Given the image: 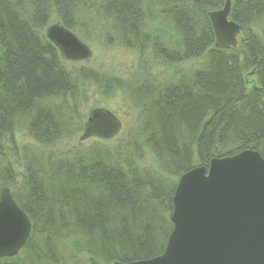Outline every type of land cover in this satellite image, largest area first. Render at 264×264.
Returning <instances> with one entry per match:
<instances>
[{"label":"trees","instance_id":"trees-1","mask_svg":"<svg viewBox=\"0 0 264 264\" xmlns=\"http://www.w3.org/2000/svg\"><path fill=\"white\" fill-rule=\"evenodd\" d=\"M224 4L106 0L97 6L98 17L112 19L123 42L150 43L163 64L204 59L192 75L148 89L139 98L148 151L177 180L194 166H208L213 157L246 148L264 156V0H232L230 18L242 32L238 45L230 48L215 46L208 17L209 10ZM53 10L62 21L58 23L69 29L80 24L78 0H0V157L6 140L7 148L17 152L18 129H26L41 144L73 133L61 118L62 105L58 110L53 104L78 86L61 49L47 34ZM152 15L158 25L155 35L142 29ZM88 124L84 127L89 131ZM140 137L127 145V161L122 151L101 143L53 161L27 153L20 174L11 162L0 160V193L5 185L13 188L32 221L24 247L14 256L0 257V264H64L63 243L70 260L83 253L90 264L163 253L173 229L177 180L134 164L130 148ZM142 154L138 151L139 158ZM78 257L76 263L83 264Z\"/></svg>","mask_w":264,"mask_h":264},{"label":"water","instance_id":"water-1","mask_svg":"<svg viewBox=\"0 0 264 264\" xmlns=\"http://www.w3.org/2000/svg\"><path fill=\"white\" fill-rule=\"evenodd\" d=\"M232 0L209 10L215 46L236 47L241 26L230 18ZM50 39L70 57L88 56L79 37L61 24L47 30ZM88 121L113 134L119 119L103 108L91 110ZM107 126V125H106ZM92 129V128H91ZM173 229L163 253L113 264H264V156L254 148L213 157L179 177L173 197ZM32 221L11 188L0 193V257L16 255L28 241Z\"/></svg>","mask_w":264,"mask_h":264},{"label":"rangeland","instance_id":"rangeland-1","mask_svg":"<svg viewBox=\"0 0 264 264\" xmlns=\"http://www.w3.org/2000/svg\"><path fill=\"white\" fill-rule=\"evenodd\" d=\"M78 1L80 8L82 7L78 13L80 24L70 30L86 45L89 51L88 56L70 57L59 50L62 60L72 71L78 86L75 92L66 99L55 98L53 100L54 107L57 106L58 110H61L60 106L62 105L61 118L63 121L66 120L65 127L68 126L73 133L67 137L63 135L64 137L62 136L54 143L41 144L35 141L26 129H18L16 133L17 152L13 148H7L10 147V144L6 140L4 144L6 148L0 160L11 162L14 172L20 174V170L23 171L26 165L25 156L27 153L34 157L50 158L53 161L71 152L86 150L96 143H101L115 151H122V155L125 154L127 161L129 153L126 151L127 145L134 141L133 137L136 139V136L141 135L137 140L136 147L130 148V152L135 153L133 155V158L135 157L134 164L163 173L173 181L177 180L176 176L163 172L155 156L148 151L149 148L146 146V139L143 136L146 134L143 126L145 119L143 102L139 98L148 89H162L173 80L187 78L204 59L199 58L179 64H163V60L157 55L153 45L148 42L144 46L135 41L123 42L113 20L105 18L103 20L98 17L100 6L106 0ZM99 4L100 6L97 7ZM89 9L90 11H86ZM146 17L145 21L148 20ZM168 17L169 15H165L164 21L168 22ZM58 22L62 23L53 10L47 26ZM148 25L142 24V29L151 30V33L155 35L158 25L154 21L153 15L148 21ZM151 25H154L153 29H151ZM168 31L166 30L167 33ZM169 35L171 36V34ZM247 77V84L250 87L254 81V71L250 72ZM64 100L66 101L62 103ZM96 108L110 111L119 119L120 127L113 134H103V132L91 129L92 127L89 131L85 129L84 124L87 123L91 110ZM69 109L77 110V113L70 114ZM140 150L143 152L142 158L138 156ZM125 160L124 163H126ZM62 247L67 249V253L63 257L65 258L64 264H79L76 263L78 256L81 261L87 257L86 254L80 253L76 259L70 260L68 258L69 248L66 243H63ZM83 264H90V261L85 260Z\"/></svg>","mask_w":264,"mask_h":264},{"label":"flooded vegetation","instance_id":"flooded-vegetation-1","mask_svg":"<svg viewBox=\"0 0 264 264\" xmlns=\"http://www.w3.org/2000/svg\"><path fill=\"white\" fill-rule=\"evenodd\" d=\"M106 125H101L100 123H97V124H88L87 125L88 126L87 128L90 129L92 127V129H93V128H96V127H100V128H103V130H104V129H107L110 126V123H108Z\"/></svg>","mask_w":264,"mask_h":264},{"label":"bare ground","instance_id":"bare-ground-1","mask_svg":"<svg viewBox=\"0 0 264 264\" xmlns=\"http://www.w3.org/2000/svg\"><path fill=\"white\" fill-rule=\"evenodd\" d=\"M58 24V23H57ZM61 24V23H60ZM61 26H63V27H67L66 25H64V24H62ZM68 29H69V27H67ZM239 37H240V35H239ZM53 42H55L53 39H51ZM14 256V255H13Z\"/></svg>","mask_w":264,"mask_h":264}]
</instances>
